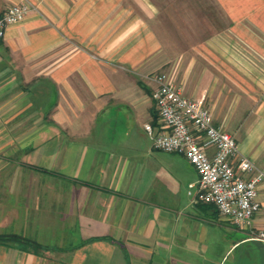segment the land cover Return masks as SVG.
Returning <instances> with one entry per match:
<instances>
[{
	"label": "crops",
	"instance_id": "1",
	"mask_svg": "<svg viewBox=\"0 0 264 264\" xmlns=\"http://www.w3.org/2000/svg\"><path fill=\"white\" fill-rule=\"evenodd\" d=\"M168 1L0 0V14L33 9L0 40V234L45 249L0 244V264H264L249 239L264 187L238 227L195 200L193 165L145 129L167 73L264 173V0ZM168 14L184 37L162 34Z\"/></svg>",
	"mask_w": 264,
	"mask_h": 264
},
{
	"label": "built area",
	"instance_id": "2",
	"mask_svg": "<svg viewBox=\"0 0 264 264\" xmlns=\"http://www.w3.org/2000/svg\"><path fill=\"white\" fill-rule=\"evenodd\" d=\"M32 10L22 3L1 13L0 40L10 25L22 22ZM153 79L158 125L145 124L153 147L182 155L193 165L198 181L190 188L196 201L214 206L238 227L251 228L261 210L258 197L264 187V173L249 157L241 155L236 138L216 125L213 112L203 101L187 97L167 73L156 74ZM249 239L264 244V229L251 231Z\"/></svg>",
	"mask_w": 264,
	"mask_h": 264
},
{
	"label": "rangeland",
	"instance_id": "3",
	"mask_svg": "<svg viewBox=\"0 0 264 264\" xmlns=\"http://www.w3.org/2000/svg\"><path fill=\"white\" fill-rule=\"evenodd\" d=\"M164 3L167 4V3H169V1L168 0H164ZM165 16L167 17L166 19L169 20V23H168L169 27L167 25H165L167 31L163 32L162 34L167 36L168 38H170L171 36L173 37L174 36L173 33L174 32L176 33L177 30H178L179 31L178 35L184 37L186 35L185 34V25H184V23H180L179 21H177V19H181V18L184 19V18L182 16H179L176 19L175 16H172V19H173V21H172V19H170V17H169V14L165 15ZM163 42L166 44L167 47H171V50H176V51H179L180 53L184 52L185 49H186L187 44L190 43V41H187L186 38H180V39H174L173 38V39H169V40L165 38V40ZM2 161L3 162L0 165V171H3V172H5L6 175H8L9 174V168H6V167L2 168V165L4 164V160H2ZM19 171H22L23 174H26V170L25 169H19ZM0 190H3V191L4 190H8V185H0ZM18 190H20V184L18 186Z\"/></svg>",
	"mask_w": 264,
	"mask_h": 264
},
{
	"label": "trees",
	"instance_id": "4",
	"mask_svg": "<svg viewBox=\"0 0 264 264\" xmlns=\"http://www.w3.org/2000/svg\"><path fill=\"white\" fill-rule=\"evenodd\" d=\"M0 244H15L25 251H33L36 253L45 250L44 247L36 241L17 234H0Z\"/></svg>",
	"mask_w": 264,
	"mask_h": 264
}]
</instances>
